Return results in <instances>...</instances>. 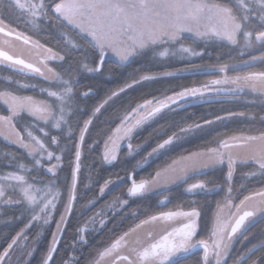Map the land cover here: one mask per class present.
<instances>
[{
    "label": "snow or ice",
    "instance_id": "obj_1",
    "mask_svg": "<svg viewBox=\"0 0 264 264\" xmlns=\"http://www.w3.org/2000/svg\"><path fill=\"white\" fill-rule=\"evenodd\" d=\"M14 14L17 18L23 17L24 21L34 28H39L41 22L55 21L57 25H62L66 29H75L81 44L77 45L68 41L70 45L67 49L68 57L79 48L90 49L93 53L98 52L100 57L99 63L92 61L94 66L78 63L75 68L77 74L83 70L102 75L106 52L114 55L113 62L120 67H130L137 62L138 58L157 62L158 57L168 55L180 58L202 55V52L196 51V48L184 46L185 33L200 40H210L213 37L226 40L234 49L239 50L241 59L245 55L249 56V60L243 61L244 67L253 66L256 62L264 64V0H225L224 3L208 2V0H0V33L6 36L15 33V30L5 23V20ZM15 38L19 40L22 36L15 33ZM196 39L193 40L194 44ZM23 41L25 44L30 42L28 37H23ZM254 44L258 45V48L253 49ZM36 46L42 47L38 42ZM45 51L51 53V49H45ZM253 51H259L260 54L255 55ZM84 55L87 58L86 52ZM59 59L65 61L67 57L60 56ZM3 62H8L7 67L14 68L18 73L28 70L39 74L46 81L50 79L40 68L0 50V63ZM238 68V65L213 67V74L219 72L225 75L200 87H186L159 99L154 97L145 100L144 103L126 110L117 127L105 141L102 162L111 164L116 161L119 142L130 141L138 128L162 116L166 110L174 111L177 106L183 107L189 100L203 98L206 93H214L217 98L221 95L225 98H235L245 87L253 91L257 89L258 83L259 86L264 87V72L234 78L226 75L228 71H236ZM47 72L51 74L50 84L40 89L41 93H46L44 99H36L31 95H19L18 90L0 91V104L6 106L9 113L0 115V122L11 128L15 138L9 140V136L3 132H0V135H3L9 143L17 144L26 153L24 157L19 158L24 159L25 163L17 166L18 158L12 155L3 165L10 170L0 173V206L20 210L19 216L13 213V220H22L25 216L27 217L24 227L11 236L10 240L5 236L6 246L0 250V264H30L35 248L33 244L26 243L29 240V230L36 226L43 228L50 224L54 213L58 211V202L63 201V211L60 212V218L56 221L57 230L52 234V241L42 259V264H52L58 251L57 233H63L65 230L77 201L81 145L93 117L100 113L104 105L112 98L118 97L126 90L146 81H156L179 74V71H165L162 76L139 74L137 79V73H133L129 77L131 82L125 81L123 87H120L118 91H112L100 105L93 108L92 116L84 120L82 126L77 120L76 127L80 129V135L75 144V165L72 168L71 182L66 186L65 195L60 190L57 171L60 168L59 162L62 160V156L56 154L57 150L62 151L58 137L63 135L65 128H68L70 138L73 119L87 114V106L81 107V97L88 98L91 89L77 95L76 88L80 81L78 75L73 74L71 65L60 71L48 68ZM20 87L35 89L36 85L21 84ZM53 88L55 90H52ZM25 114L30 123L22 130L26 135H22L21 131L16 130L14 121ZM231 115L235 114L229 113V116ZM223 119L225 117L217 115L214 119H204L202 124L197 123L181 128L179 134L173 132L172 135L167 136L143 159L147 161L153 155L163 154L187 134L202 131L205 127ZM52 129L57 130V135H51L49 141L47 138ZM37 131L42 135L35 134ZM248 141H260L261 146L242 158L234 157L231 152L226 154L221 151V149L233 147L232 144L223 140L220 141L219 148H208L204 152L182 156L179 161H173V165L178 163L182 165L179 175L175 174L176 168L170 166L164 171H157L149 179L139 182L133 179L131 186L127 189V197L142 199L149 192H167L170 191L169 186L177 182L186 184L185 192L192 196L208 194L213 191L208 187V181L201 180L195 183H189V181L204 169L215 168L225 162L228 169L226 177L229 183V194L232 192L230 185L234 172L240 165L253 167L251 176L259 175L264 180V134L259 137L245 138V143L237 146H246ZM52 145L56 146L55 150L51 148ZM128 149L131 154L133 146L130 142ZM53 160L57 163H52ZM111 183L110 180H106L99 187L101 195L106 192ZM256 195L264 197V192ZM166 199L167 197L160 203L164 204ZM252 199L251 196H245L240 204L235 205L237 212L230 214L229 222H225L218 215L212 227L203 232L199 223L202 213L194 206L189 211L161 212L159 215L141 220L135 229L123 233L99 252L98 256L101 259L113 258L118 264H184V261L192 255L202 252L200 264H228L229 259L232 258L237 234L243 235L242 229L247 230L245 222L257 214L264 216V207L261 206L244 210L246 202ZM94 204V200L88 201V205L94 206ZM117 205L119 209L124 210L130 206V200L117 197L113 204L105 207L111 210ZM115 214H119V211ZM107 215L108 213L102 208L89 220L84 221V224L98 223L100 230H103L107 226L105 219ZM178 217L182 218L178 227L167 224L158 235L149 232L143 240H129L131 232L149 222L167 223ZM75 232L76 238L86 244L87 228L77 226ZM257 252L262 254L257 256ZM248 261H251V264H264V245L259 247L254 245L238 253L232 264H248ZM64 264L68 262L65 261ZM73 264H80V259L74 258ZM96 264H99V261H96Z\"/></svg>",
    "mask_w": 264,
    "mask_h": 264
},
{
    "label": "trees",
    "instance_id": "obj_2",
    "mask_svg": "<svg viewBox=\"0 0 264 264\" xmlns=\"http://www.w3.org/2000/svg\"><path fill=\"white\" fill-rule=\"evenodd\" d=\"M216 1L225 2V0ZM5 22L15 29L27 31L30 35H34L42 44L59 53L60 56L67 57L65 61H61L59 58L52 60L50 64L56 71L67 69L69 65L72 66L73 74L78 75L80 81L76 88L77 95L91 89V94L88 98L81 97V107L87 106V114L73 119L70 138L68 128H65L63 135L58 137L62 151H57L62 156V160L57 171L60 190L65 195L66 186L71 182L72 168L75 165V144L80 135V129L76 127L77 120L82 126L84 120L92 116L91 110L93 108L100 105L111 95L112 91H118L120 87H123L125 81L131 82L129 77L133 73H137L138 79L139 74L162 76L165 71H179L177 76L163 77L156 81H146L132 89L126 90L118 97L112 98L104 105L101 112L93 117L92 124L89 126L88 132L84 134L85 139L81 145V170L77 178V201L65 230L58 235V251L52 264H64L65 261L68 264H73L74 258H79L80 264H89L103 248L122 233L146 217L167 209L177 207L187 209L194 206L202 213L199 220L201 231L210 229L214 210H216L217 204L223 201L226 196L223 190L192 196L184 191L183 188L186 184L177 182L169 187L170 191L149 192L144 198L139 199L128 198L127 189L131 179H135V181L149 179L159 167L168 164L179 155L213 147L216 144H220V141L236 135L257 136L264 134V102L260 100L258 95L243 92L235 98H209L176 108L174 111H167L134 135V143H144V146L137 153L128 157L126 150L123 148L119 152L117 160L111 164L102 162L101 147L105 137L114 128L120 116L138 102L151 97L167 95L186 87L200 85L212 77L223 74L219 72L213 74L212 68L189 72H180L181 70L196 69L197 67L209 68V66L218 67L219 65H237L249 60V56L245 55L241 59L238 49H234L229 43L217 39L196 41L194 44L192 39L185 38L183 42L190 47L196 48V50H200L202 55L192 58L168 55L164 58L158 57L157 62H150L146 58H138L137 62L130 67L117 66L113 62L114 59L106 58L102 67V75L95 72L87 73L83 70L77 74L75 73V68L78 63L92 64L93 60L97 62L100 57L98 52L93 53L87 48L74 50L73 54L68 57L67 49L70 47L68 41H74L73 44L77 45L81 44L80 38L75 34V29H66L62 25H57L55 21L41 22L39 28L33 29L32 25L27 24L23 17L17 18L15 14L7 18ZM256 48H258V45L254 44L253 49ZM85 52L87 53V58H85ZM253 54L259 55L260 53L259 51H253ZM251 72H264V64L256 62L250 67L239 66L236 71L230 70L227 73L244 74ZM18 79L23 81L24 84L36 83V86L40 88L47 82L38 76L18 73L13 68L0 65V90H18L17 93L19 94L36 95L35 89L15 87ZM43 96L46 97V94L39 97ZM5 112V108L0 104V113L5 114ZM229 113L235 114L229 121L172 146L146 166L135 169L136 163L144 154L167 136L172 135L173 132H177L188 124L203 123L204 119H214L217 115L227 116ZM238 114H241V116L238 117ZM27 119L28 117L25 114L15 120L16 128L21 132V125ZM50 135H57V130L52 129ZM12 152L16 155L18 161L25 163L24 159H19L26 155L24 150L17 144L9 143L0 136V173L10 170L3 167V165L9 161L7 154ZM4 153L5 156H3ZM226 167L225 164H222L215 168L204 170L199 175H194L189 183L203 180L208 181L209 185L224 186L227 182ZM253 170L254 168L251 166L240 165L234 172L231 188L235 193L236 200L254 191L264 189V180L259 175L251 176ZM109 178H122L123 180L101 195L99 187ZM117 197L129 199L130 206L124 210L119 209V205L115 209H107L105 206L114 202ZM164 197H167V200L164 204H161L160 200ZM90 200L95 201L94 206L88 205ZM62 205L63 201H59L58 211L54 213L52 222L42 228L43 236L30 260V264H42V259L51 242L52 233L55 229L54 224L62 210ZM102 208L108 213L105 217L107 226L103 230H100L99 226L90 227L91 223L84 224V221L89 220L94 213ZM117 211H119V214L114 215ZM13 213L17 216L21 214L18 209H8L0 206V250H2L3 246H6L5 236L10 240L11 236L23 228L27 222L26 216L22 220H13ZM77 226L87 228L86 244L76 238L75 230ZM246 229L243 235H240L234 241L232 258L229 259L228 264H232L237 254L247 248L254 245L257 247L264 245V216L256 218ZM37 232V227H33L29 230L28 235L32 237ZM261 254L257 252L256 255L259 256ZM200 262L199 255L194 254L184 261V264H200ZM248 264H251V261H248Z\"/></svg>",
    "mask_w": 264,
    "mask_h": 264
},
{
    "label": "rangeland",
    "instance_id": "obj_3",
    "mask_svg": "<svg viewBox=\"0 0 264 264\" xmlns=\"http://www.w3.org/2000/svg\"><path fill=\"white\" fill-rule=\"evenodd\" d=\"M208 2H217L216 0H208ZM217 3H220V2H217ZM6 23V22H5ZM8 24V23H7ZM9 25V24H8ZM30 25V24H29ZM31 26V25H30ZM9 27L10 28H12V29H14L15 30V32L16 33H19V34H21V36L22 37H28L29 38V40L31 41V43H28V44H25L24 43V41H22V40H18V39H16L15 37H12V36H6V35H4V34H2V33H0V46H3L4 48H5V50H7L9 53H11V54H13V55H17V56H25L26 58H28V59H30L32 62H34L36 65H38L39 67H40V69H41V71H43V72H45V74L46 75H48L49 76V80H47V82H46V86L44 85V86H42V87H48L49 86V84H50V81H51V74L50 73H48L47 72V69L48 68H51V69H53L54 71H56L53 67H52V65L50 64V62L52 61V60H54V59H58L59 57H60V54L59 53H57V52H55V51H53L52 49H51V53H47L46 51H45V49H50L49 47H47V46H45L44 44H42L40 41H38V39L36 38V37H34V35L32 36V35H30V33H28L27 31H22V30H18V29H15L14 27H12V26H10L9 25ZM33 29H34V27H33ZM184 36L186 37V38H190V39H192V40H194V39H196V38H194L193 36H191V34H188V33H185L184 34ZM211 39H217V40H220V41H223V42H226V43H228L226 40H223V39H220V38H216V37H213V38H211ZM196 41H201L200 39H196ZM38 42V44L40 45V46H42V47H37L36 46V43ZM72 43H74V41H71ZM184 43V42H183ZM184 46H186V47H190L189 45H187V44H185L184 43ZM177 47H179V46H177ZM161 50H163V49H161ZM196 51H198V52H200V50H196ZM46 57H51V58H46ZM176 57V56H175ZM179 57V56H178ZM192 57H194V56H186V58H192ZM106 58H110V59H114L115 60V57H114V55L111 53V52H106L105 53V59ZM162 58H164V57H162ZM99 60V59H98ZM98 62V61H97ZM96 62V63H97ZM8 64V62H3V63H0V65H7ZM87 64H89V66H93L91 63H87ZM238 66H243V63H241V64H237ZM46 66V67H45ZM229 66H231V65H229ZM16 67H19V66H16ZM210 68H213V67H210L209 66V68H200V67H197L196 69H200V70H203V69H210ZM14 69V68H13ZM196 69H185V70H181L180 72H189V71H197ZM87 72V71H86ZM25 74H30V75H39V74H36V73H31L30 71H28V70H25V72H24ZM87 73H89V72H87ZM93 73V72H92ZM253 73H260V72H251V73H244V74H237V73H226V75L227 76H229V77H236V76H245V75H250V74H253ZM225 75V73H223V74H220L219 76H215V77H212V78H210V79H208L207 81H205L204 83H202V84H200V85H196V86H192V87H200V86H202V85H204V84H207V83H210V81L211 80H213V79H218V78H221V77H223ZM42 77V76H41ZM41 79H43V80H45L43 77L41 78ZM21 84H24L23 83V81H19V79H18V82L15 84V87H20V85ZM32 84H35L36 85V83H33L32 82ZM234 87V86H233ZM33 89V88H32ZM40 87H38V86H36V88H35V92H36V95H32V94H26V93H22V94H19V93H17V94H19V95H31V96H34L36 99H44V98H46V97H39L40 95H44V94H46V93H41V91H40ZM3 90H8V89H1L0 91H3ZM52 90H55V88H53ZM9 91H11V90H9ZM243 92H245V93H252L253 95H258L259 96V98H260V100L261 101H263L264 102V87H261V86H259V83H258V87H257V89L255 90V91H253L251 88H248V87H245L244 89H243V91L242 92H240V93H243ZM240 93H238V94H240ZM172 93H170V94H167V95H171ZM164 95H162V96H157V97H155V98H157V99H159V98H162ZM152 98H154V97H151V98H149V99H152ZM209 98H213V99H218L217 97H215V94L214 93H211V94H209V93H206L205 94V96L203 97V98H200V97H197V98H195V99H192V100H189L188 101V103L187 104H191V103H194V102H197V101H201V100H204V99H209ZM219 98H225V97H223V95H221ZM149 99H145V100H149ZM145 100H142V101H140V102H138L137 104H142V103H144V101ZM136 104V105H137ZM187 104H185V105H187ZM135 105V106H136ZM184 105V106H185ZM1 106H3L2 104H1ZM134 106V107H135ZM4 108H5V110H6V112H5V114H1L0 113V115H8L9 113L7 112V109H6V106H3ZM177 108H180L179 106H177ZM165 112H167V110L165 111ZM124 114H125V112L120 116V119L124 116ZM238 117H240L241 116V114H238L237 115ZM221 117H225V119H223L222 121H220V122H218V123H215V124H213V125H211V126H209V127H205L202 131H193L192 133H189V134H187L186 136H184L181 140H179L178 142H176L174 145H176V144H178V143H181V142H183V141H186V140H188V139H190V138H192V137H194V136H196V135H198V134H200L201 132H204V131H206V130H209V129H211V128H213V127H215V126H218V125H220V124H222V123H224V122H227V121H229L230 119H232V117H234V115H231V116H229V115H227V116H221ZM119 119V120H120ZM156 119V118H155ZM154 119V120H155ZM153 121V120H152ZM152 121H149V122H147L145 125H143V126H141L140 128H138L134 133H133V136H132V138H131V140L129 141V140H123V141H121V142H119V148H118V151H117V157H118V155H119V152L124 148L125 150H126V155L128 156V157H130V156H132V155H134L135 153H137L143 146H144V143H141V144H138V143H134L133 142V137H134V135L137 133V132H139L141 129H143V127H145L147 124H149L150 122H152ZM14 123H16V121H14ZM29 123H30V120H29V118L27 119V120H25V122H23V124L21 125V129L23 130V129H25V128H27L28 126H29ZM119 124V121L116 123V125L114 126V128L115 127H117V125ZM199 124H202V123H199ZM189 125H194V124H188V125H186V126H184V127H182V128H187ZM113 128V129H114ZM112 129V130H113ZM16 130L17 131H20L19 129H17L16 128ZM112 130L107 134V136L105 137V139H104V141H103V143H102V147H101V155L103 154V151H104V144H105V141L108 139V137L111 135V133H112ZM0 132H3L4 134H6V135H8L9 136V140H11V139H14L15 137H14V135H13V133H12V131H11V128L7 125V124H4V123H2V122H0ZM177 134H179V130L176 132ZM35 134H37V135H42V133H39L38 131L37 132H35ZM23 135H26V133H23ZM2 138H3V135H0ZM259 136H261V135H257V136H249V135H236V136H234L235 138H237V139H232L233 137H231V138H228V139H226V140H224V141H227L228 143H230V144H232L233 145V147H231L230 149H221V151H223V152H225L226 154L228 153V152H231V154L234 156V157H239V158H242V157H245V156H247V155H249L250 154V152L253 150V149H256V148H259L260 146H261V142L260 141H248L247 142V145L246 146H237V145H241V144H244L245 143V138H248V137H259ZM167 138V137H166ZM49 141H50V139H51V135L47 138ZM5 140V139H4ZM8 142V141H7ZM131 143L132 144V146H133V151H132V153L131 154H129V149H128V143ZM162 142V141H161ZM173 145V146H174ZM156 147V145L153 147V148H155ZM220 147V144H216L215 146H213V147H210V148H219ZM51 148L53 149V150H55L56 149V146L55 145H52L51 146ZM152 148V149H153ZM171 148V147H170ZM169 148V149H170ZM151 149V150H152ZM208 148H206V149H198V150H195V151H192V152H189V153H198V152H204V151H206ZM151 150H149L146 154H144L139 160H138V162L136 163V165H135V169H139V168H142V167H144V166H146L149 162H151L152 160H154V159H156L158 156H160L161 154H158V155H153L152 157H150L147 161H145L143 158L145 157V156H147V154L149 153V152H151ZM167 151V150H166ZM166 151H164V152H166ZM163 152V153H164ZM188 153V154H189ZM56 154L57 155H60V153L58 152V151H56ZM188 154H184V155H179L177 158H175V159H173V160H171L168 164H166V165H163V166H161V167H159L156 171H155V173L157 172V171H164V170H166V169H169V167L170 166H173V167H175L176 168V175H179L180 174V172H179V169H180V167L182 166L181 164H176V165H173V161H179V159H180V157H182V156H186V155H188ZM8 156H9V160H10V158H11V156L12 155H15L13 152L12 153H8L7 154ZM3 156H5V153L3 154ZM16 156V155H15ZM114 162V161H113ZM112 162V163H113ZM20 163H22L21 161H17V166L20 164ZM52 163H57L55 160H53L52 161ZM60 164H61V161L59 162ZM107 164V163H106ZM222 165V164H221ZM47 166V165H46ZM225 166H227V163L225 162ZM227 168V167H226ZM211 169V168H210ZM204 170H207V169H204ZM203 170V171H204ZM228 170V169H227ZM227 170H226V173L225 174H227ZM155 173L153 174V175H155ZM227 178V177H226ZM107 180H110L112 183L109 185V187H108V189L106 190V191H108L109 189H111L113 186H115L116 184H118L119 182H121L123 179L122 178H109V179H107ZM140 181V180H139ZM201 181V180H200ZM196 182H198V181H196ZM193 183H195V182H193ZM104 184V183H103ZM102 184V185H103ZM173 184H171L170 186H172ZM130 186V185H129ZM169 186V187H170ZM231 186V185H230ZM187 187V185H185L184 186V191H185V188ZM208 187L209 188H211V189H213V191H211V192H215V191H219V190H223L224 192H225V198H224V200L223 201H221V202H219L218 204H217V206H216V210H214V213H213V218H212V225L216 222V218H217V216L219 215V216H221V218L225 221V222H229V220H230V214H234V213H236L237 212V209H236V207H235V205H238V204H240V201L241 200H243L244 199V197L246 196H243L241 199H239V200H236L235 199V193H234V191H232L230 194H229V191H228V189H229V183L228 182H226L225 184H224V186L223 185H217V184H215V185H209L208 184ZM259 192H264V189H262V190H257V191H254V192H252V193H250L249 195H252L251 197L253 198L252 200H250V201H248V202H246V205L244 206V210H247L248 208H250V207H254V206H261V207H264V197H260V196H258V195H256L257 193H259ZM100 193V192H99ZM248 196V195H247ZM162 199H165V197L164 198H162ZM161 199V200H162ZM160 200V201H161ZM167 200V199H166ZM165 200V201H166ZM115 202V201H114ZM114 202H112V203H110V204H113ZM109 204V205H110ZM219 206V207H218ZM108 209V208H107ZM191 208H187V209H185V208H181V207H177V208H174V209H167V210H163V211H161V212H169V211H189ZM198 210V209H197ZM222 210V211H221ZM63 211V205H62V210H61V212ZM161 212H158V213H155V214H152V215H150V216H148V217H146L145 219H143V220H146V219H148L149 217H151V216H153V215H159ZM259 216H261L260 214H257L255 217H252V218H249V220H247L246 222H245V226H246V228H247V226L250 224V223H252V221L253 220H255L256 218H258ZM59 218H60V214H59V217H58V219L57 220H59ZM182 218H176L174 221H171V222H163V221H154V222H149L148 224H145V225H143V226H141L140 228H138V229H136L134 232H131L130 233V235H129V240H136V239H140V240H143V239H145L146 238V236H147V234L149 233V232H151V233H153L154 235H158L166 226H167V224H171L172 226H175V227H178L179 226V221L181 220ZM56 220V221H57ZM56 221H55V224H54V226H55V229H54V231H53V233L54 232H56ZM140 222H138L137 224H139ZM136 224V225H137ZM136 225H134L133 227H131L130 229H135L136 228ZM99 225H98V223L96 224V225H93V224H90V227H98ZM37 227V233L34 235V236H32V237H29V240L26 242V243H31V244H33V246H34V248H35V251H36V249H37V246H38V244H39V242H40V240L42 239V228L41 227H39V226H36ZM130 229H128L127 231H125V232H128ZM242 231L244 232V230L242 229ZM124 232V233H125ZM52 233V234H53ZM15 235V234H14ZM57 235H59V233H57ZM121 235H123V233L121 234ZM120 235V236H121ZM241 234H237V237H236V239L240 236ZM119 237V236H118ZM117 237V238H118ZM116 238V239H117ZM115 239V240H116ZM115 240H113V241H115ZM51 241H52V237H51ZM112 241V242H113ZM111 242V243H112ZM110 245V244H109ZM108 245V246H109ZM107 247V246H106ZM105 247V248H106ZM104 250V248L101 250V251H103ZM100 251V252H101ZM34 254H35V252H34ZM33 254V255H34ZM121 254H124V253H121ZM199 255V257H200V261L202 260V252L200 253V254H198ZM33 257V256H32ZM31 257V258H32ZM31 258H30V260H31ZM96 261H99V264H118V262H116V261H114V259L113 258H110V257H105V258H103V259H101L98 255L89 263V264H96Z\"/></svg>",
    "mask_w": 264,
    "mask_h": 264
},
{
    "label": "flooded vegetation",
    "instance_id": "obj_4",
    "mask_svg": "<svg viewBox=\"0 0 264 264\" xmlns=\"http://www.w3.org/2000/svg\"><path fill=\"white\" fill-rule=\"evenodd\" d=\"M15 33H16V32H15ZM11 36H12V37H15L14 35H11ZM20 40L23 41V37H22ZM29 43H31V41H30ZM0 49L5 50V48H4L3 46H0ZM5 51H7V50H5ZM7 52H8V51H7ZM8 53H9V52H8ZM10 54H11V53H10ZM11 55H13V54H11ZM13 56L20 57V56H17V55H13ZM20 58H23L24 60H26V61L32 63L35 67L40 68L38 65H36L34 62H32L30 59L26 58L25 56H21ZM3 66H7V65H3ZM36 76L42 78L40 75H36Z\"/></svg>",
    "mask_w": 264,
    "mask_h": 264
},
{
    "label": "water",
    "instance_id": "obj_5",
    "mask_svg": "<svg viewBox=\"0 0 264 264\" xmlns=\"http://www.w3.org/2000/svg\"><path fill=\"white\" fill-rule=\"evenodd\" d=\"M14 36H15V33L13 34ZM0 50H2V49H0ZM3 51H5V50H3ZM7 52V51H6ZM10 54V53H9ZM11 55V54H10ZM13 56V55H12ZM14 57H16V56H14ZM16 58H20V57H16ZM20 59H23V58H20ZM24 60V59H23ZM25 62H27V63H30V62H28V61H26V60H24ZM32 64V63H31ZM131 183H132V181H131ZM241 214H242V212H241ZM234 222V221H233Z\"/></svg>",
    "mask_w": 264,
    "mask_h": 264
},
{
    "label": "bare ground",
    "instance_id": "obj_6",
    "mask_svg": "<svg viewBox=\"0 0 264 264\" xmlns=\"http://www.w3.org/2000/svg\"><path fill=\"white\" fill-rule=\"evenodd\" d=\"M100 61H98L97 63H99Z\"/></svg>",
    "mask_w": 264,
    "mask_h": 264
}]
</instances>
